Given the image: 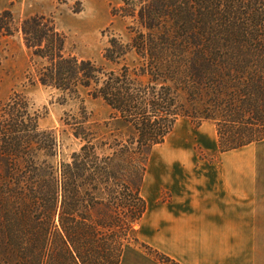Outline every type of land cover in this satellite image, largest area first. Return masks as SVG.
<instances>
[{"label": "trees", "instance_id": "16d2710c", "mask_svg": "<svg viewBox=\"0 0 264 264\" xmlns=\"http://www.w3.org/2000/svg\"><path fill=\"white\" fill-rule=\"evenodd\" d=\"M129 41L113 36L106 69L66 52L51 16L16 26L0 9V39L19 31L30 52L25 79L77 100L82 90L110 113L101 130L82 107L64 124L80 142L59 160L28 98L0 108V264H120L134 245L162 264H180L139 241L149 157L180 118L214 124L221 153L264 140V0H121ZM135 55L131 63L126 58ZM1 63V59H0Z\"/></svg>", "mask_w": 264, "mask_h": 264}, {"label": "rangeland", "instance_id": "374dc122", "mask_svg": "<svg viewBox=\"0 0 264 264\" xmlns=\"http://www.w3.org/2000/svg\"><path fill=\"white\" fill-rule=\"evenodd\" d=\"M120 4L121 0H0V9L11 10L17 27L21 20L36 14L53 17L58 30L66 35L67 53L113 69L116 66L103 58L108 41L113 36L121 37L124 42L130 38L126 30L129 21L112 15L113 8ZM0 59V108L14 92L23 93L32 111L40 116V127L55 132L59 160H69L81 145L64 124L66 114L77 115L83 107L91 121L103 130L110 110L101 99L92 98L82 90L77 100H65L58 91L28 85L25 74L30 65V52L19 31L0 39ZM125 59L131 63L136 57L131 53ZM178 152L185 153L187 158L173 160ZM219 152L213 123L205 122L196 127L189 119L180 118L165 142L151 151L141 190L147 205L150 207L168 200L169 189L178 184L179 178L186 183V174L193 177L201 168L217 167L224 158ZM172 162L179 165H176L168 184L162 173Z\"/></svg>", "mask_w": 264, "mask_h": 264}, {"label": "crops", "instance_id": "0c3cea01", "mask_svg": "<svg viewBox=\"0 0 264 264\" xmlns=\"http://www.w3.org/2000/svg\"><path fill=\"white\" fill-rule=\"evenodd\" d=\"M221 155L217 167L179 178L168 200L146 203L140 242L180 264H264V140ZM170 165L162 173L168 184L179 164ZM120 264L162 263L130 244Z\"/></svg>", "mask_w": 264, "mask_h": 264}, {"label": "bare ground", "instance_id": "6f19581e", "mask_svg": "<svg viewBox=\"0 0 264 264\" xmlns=\"http://www.w3.org/2000/svg\"><path fill=\"white\" fill-rule=\"evenodd\" d=\"M175 151V150H174ZM180 154V152H178Z\"/></svg>", "mask_w": 264, "mask_h": 264}]
</instances>
